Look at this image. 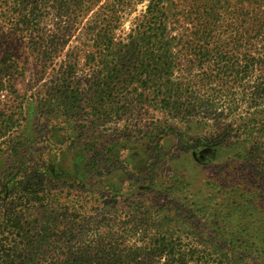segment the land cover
Returning <instances> with one entry per match:
<instances>
[{"label":"trees","instance_id":"obj_1","mask_svg":"<svg viewBox=\"0 0 264 264\" xmlns=\"http://www.w3.org/2000/svg\"><path fill=\"white\" fill-rule=\"evenodd\" d=\"M93 1L0 0V34L27 40L38 57L49 55L75 35L70 24L61 29L62 39L51 35L47 31L50 17L79 20L92 12ZM226 1L192 0V10L185 15L177 13L174 0H148L130 33L119 38L127 0L105 3L85 31L75 36V48L100 50L86 57L88 64L100 66L88 88L90 107L118 113L143 107L153 116L160 113L162 120L154 121L153 130L160 128L163 137H176L184 151L219 147L230 133V146L253 143L254 147L264 138V126L260 128L264 121L259 118L264 114V0H237L241 4L230 13L233 17L226 13ZM178 15L187 22L181 23ZM173 16L176 25L171 28ZM173 30L178 32L173 35ZM177 48L185 52L188 71L197 73L193 81L198 80L199 87L221 82L220 88L200 93L191 86L192 80L175 76L176 65L183 59L174 51ZM16 71V65L0 61V90L5 89L4 74ZM64 81L62 77L57 93L66 98L60 96L59 107L66 113L79 110L89 92ZM111 81L117 83L111 85ZM113 89L121 100L118 106L110 102ZM242 104L243 112L236 114ZM218 119L232 121L226 125L227 132L217 128ZM12 122L7 121L6 127ZM154 131L151 139L157 137ZM110 147L115 150L116 145ZM20 155L18 150L13 157ZM26 158H18L17 172L7 168L0 177V264H264V207L256 203L253 193L240 194L241 201L231 204L229 199L237 197L233 191L220 208H213V197H209L208 204L189 210L196 221L181 223L192 235H187L189 240L164 235L133 243L131 234L139 225L134 219L143 213L140 203L121 211L128 221L119 224L114 215L117 203H106L108 196L84 188L85 196L69 200L75 185L55 191L61 179L48 164L34 165L37 177L34 170L25 171L32 162ZM114 161L94 157L82 172L99 175L104 163ZM92 202L94 214L86 206ZM131 221L135 224H128Z\"/></svg>","mask_w":264,"mask_h":264},{"label":"rangeland","instance_id":"obj_2","mask_svg":"<svg viewBox=\"0 0 264 264\" xmlns=\"http://www.w3.org/2000/svg\"><path fill=\"white\" fill-rule=\"evenodd\" d=\"M110 1L94 0L92 12L79 20L73 17L69 20L52 16L50 20L47 18L50 21L47 31L51 35L58 34L62 39L61 29L65 31L69 24L73 25L75 31L73 38L67 37L63 47H54L49 55L38 57L27 40L15 35L16 38H13L9 33L0 34V61L14 64L17 68L11 75L4 74L2 80L5 89L0 90V177L7 168L17 172L15 163L19 157L27 155L26 159L32 162L25 168L26 172L34 170L35 175L38 174L34 165L43 162L48 164L55 177L61 179L55 191H61L70 184L75 185L69 200L85 196L84 188L108 196L104 200L106 203H117L115 208L118 213L114 215L119 224L128 221L121 211L127 212L133 204L140 203L143 213L134 219L139 225L131 234L133 243L142 238L149 241L164 235L189 240L187 235H192L186 233L181 223L185 224L189 220L195 222L196 218L192 217L193 213H188L189 210L208 204L209 197H213V208H220L227 204L226 199L230 198L233 191L237 197L235 200L229 199L231 204L241 201L240 194L253 193L251 196L256 203L264 207V138L257 140L254 147L253 143L234 147L229 143L233 136L230 133L224 145L219 147L184 151L176 137H163L160 128L153 130L154 121L162 120L160 113L153 116L151 110L143 107H135L131 111L121 110L119 113L105 109L96 111L95 106L90 107L88 99L92 92L88 88L94 76L98 75L96 73L100 66L97 63L88 64L86 57L90 52L98 55L100 50L87 49L86 46L75 48L78 44L75 36L84 32L87 22L94 18L93 14ZM174 1L178 3L177 13L186 15L192 10V0ZM240 4L237 0H227L224 4L228 8L227 15L233 17L230 13L239 9ZM147 5L148 0H127L123 11L125 16L117 31L118 38L130 33L135 19L145 12ZM178 18L181 23L187 22L182 15H178ZM175 22L176 17L173 16L171 28H174ZM230 22L228 25L232 24ZM177 32L172 31L173 35ZM180 50H174L183 56L176 65L175 76L193 81L197 73L188 71L190 65L184 60L185 52ZM76 61L78 66H74ZM62 77L65 78V84L77 85L82 90L87 89L84 93L89 92L88 96L82 97L79 110L66 113L59 107L60 96L66 98L57 93L58 86L63 83ZM115 82L111 81L110 84ZM193 82L191 86L200 93H210L212 88L218 90L221 84L213 82L208 87H199L198 80ZM110 94V102L115 101V106H118L120 97L114 89ZM67 99L66 103L69 102ZM242 108L243 104L236 114L243 112ZM259 118L264 121V114L259 115ZM9 120H13L12 126L7 128ZM229 123L232 121L218 119L217 128L225 133ZM262 126L264 124L260 128ZM153 131L157 137L151 139L149 135ZM114 145L116 148L112 150L110 146ZM109 147L111 152L106 149ZM18 150L21 155L14 158ZM94 157L106 162L108 158L115 161L104 163L99 175H85L82 168ZM94 204H86L89 213L94 214L95 211L91 209ZM134 221L128 224H135ZM177 225L181 226L175 229ZM167 229L171 231L167 233ZM207 233L210 234L209 231Z\"/></svg>","mask_w":264,"mask_h":264}]
</instances>
